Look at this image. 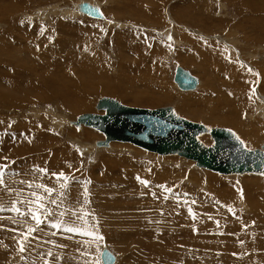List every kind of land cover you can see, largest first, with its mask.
<instances>
[{
  "label": "rangeland",
  "instance_id": "1",
  "mask_svg": "<svg viewBox=\"0 0 264 264\" xmlns=\"http://www.w3.org/2000/svg\"><path fill=\"white\" fill-rule=\"evenodd\" d=\"M81 1L99 6L104 20L78 12ZM263 15L264 0H0V90L7 96L0 100V264H96L102 248L115 264H264V210L254 203L259 198L246 200L245 190L262 194L254 179L264 185V175L223 176L131 144L96 147L103 135L73 123L83 113L102 114L95 110L101 98L170 106L185 120L230 129L247 149H259ZM175 67L197 77L195 91L177 90ZM135 96L145 101L134 103ZM75 99H83L76 109ZM199 140L212 142L207 135ZM124 158L136 166L112 164ZM61 172L64 188L53 175ZM33 193L44 203L39 227L30 218L41 202L33 203ZM81 213L89 214L86 223ZM72 226L103 239L64 230ZM29 227L37 230L21 253L17 241Z\"/></svg>",
  "mask_w": 264,
  "mask_h": 264
},
{
  "label": "water",
  "instance_id": "2",
  "mask_svg": "<svg viewBox=\"0 0 264 264\" xmlns=\"http://www.w3.org/2000/svg\"><path fill=\"white\" fill-rule=\"evenodd\" d=\"M77 10L93 19L102 18L98 9L86 2L80 3ZM172 82L180 92L193 91L198 84L193 75L180 67L173 70ZM95 110L103 114L83 113L73 123L103 135V140L95 143L96 147H107L109 141L123 142L157 155L190 160L198 169L223 176L264 175V142L259 149L248 150L230 129H206L177 116L170 106L133 108L111 98H101ZM198 133L207 135L211 144L203 145L197 139ZM99 260L101 264H113L115 259L103 248Z\"/></svg>",
  "mask_w": 264,
  "mask_h": 264
},
{
  "label": "bare ground",
  "instance_id": "3",
  "mask_svg": "<svg viewBox=\"0 0 264 264\" xmlns=\"http://www.w3.org/2000/svg\"><path fill=\"white\" fill-rule=\"evenodd\" d=\"M83 2H86V3H88L89 5H91V6H93V7H96L97 9H98V11L100 12V14L102 15V17H103V19H101V20H104V15H103V13H102V11H101V9H100V7L99 6H97V5H94V4H92V3H90V1L88 2V1H83ZM3 3V2H2ZM81 3H82V1H81ZM77 4V3H76ZM80 3H78L77 4V6L79 5ZM15 6V5H14ZM2 7V6H1ZM5 6H3V8H4ZM8 9H10V8H8ZM15 9V8H14ZM21 9V8H20ZM3 11L4 10H2V13H3ZM104 11V10H103ZM8 13V12H7ZM9 14V13H8ZM68 14V13H67ZM80 14V13H79ZM107 14V13H106ZM4 15V14H3ZM2 15V16H3ZM66 15V14H65ZM83 15V14H82ZM83 16H85V15H83ZM264 16V15H263ZM86 17H88V16H86ZM46 18V17H45ZM90 18V17H89ZM93 19V18H92ZM96 20H99V19H96ZM169 32V31H168ZM1 36H2V34H0V38H1ZM4 38V37H3ZM3 38H1L2 40H4ZM5 41H6V39H5ZM4 41V42H5ZM3 46H5V45H3ZM21 59V58H20ZM33 67V66H32ZM181 68V67H180ZM26 69V68H25ZM183 69V68H182ZM188 71V70H187ZM14 73V72H13ZM191 73V72H190ZM4 76H5V78L6 79H8V80H11V78L13 77V74H11V76L10 77H8L7 75H6V73L4 74ZM2 81L0 80V84H2L1 83ZM12 82V81H11ZM199 80H198V84H197V86L195 87V89L193 90V91H195L196 89H197V87H198V85H199ZM6 84H7V82H6ZM1 86V85H0ZM6 86V85H5ZM17 86V85H16ZM12 87V86H11ZM200 88V87H199ZM231 88V87H230ZM0 89H1V87H0ZM4 89H2V90H0L1 92H0V100L1 101H7V96L5 95V93H4V91H3ZM15 91V90H14ZM13 91V92H14ZM193 91H187V92H193ZM35 92V91H34ZM36 92H37V90H36ZM13 94V93H12ZM23 94V93H22ZM21 94V95H22ZM48 94V93H47ZM11 95V94H10ZM25 95V94H24ZM16 96V95H15ZM34 96V95H33ZM25 97V96H24ZM48 96H46L45 94H43L41 97H39V98H37L38 100H40V99H44V98H47ZM27 98V97H26ZM28 99V98H27ZM83 99H79L78 101L75 99V105H74V109H76L77 108V103L78 102H81ZM114 100V99H113ZM115 101H117V100H115ZM132 101H134V103L135 102H137V103H139V102H144L145 101V99L143 98V97H140V96H135V97H133L132 98ZM15 102V101H14ZM34 102V101H33ZM77 102V103H76ZM118 102V101H117ZM1 103V102H0ZM19 103H21L20 104V106L23 104L21 101H19L18 102V104ZM118 103H120V102H118ZM25 104V103H24ZM121 104V103H120ZM123 105V104H122ZM83 106H85V105H83ZM125 106V105H124ZM79 107V106H78ZM127 107H129V106H127ZM133 108H135V107H133ZM79 109V108H78ZM81 109V108H80ZM40 112V111H39ZM103 112V111H102ZM33 114V113H32ZM31 114V115H32ZM47 114V113H46ZM50 114V113H49ZM95 114V113H94ZM103 114V113H102ZM34 115V114H33ZM99 115H101V114H99ZM177 115V114H176ZM35 116H37V117H39L38 116V114L37 113H35ZM50 116V115H49ZM178 116V115H177ZM180 117V116H179ZM51 118H52V116H51ZM38 120V119H37ZM52 120V119H51ZM191 122V121H190ZM193 123V122H192ZM78 126H83V125H78ZM83 127H86V126H83ZM86 128H89V127H86ZM81 129V128H80ZM89 129H91V128H89ZM249 129V128H248ZM93 130H95V129H93ZM241 132H243V131H241ZM244 133V132H243ZM30 134V133H29ZM235 134V133H234ZM198 135V137H197V139L199 140V138L201 137V136H203V135H205V134H201V133H198L197 134ZM236 135V134H235ZM237 136V135H236ZM244 136H246V138H248L247 140H249V139H251V137L249 136V135H247V134H245L244 133ZM237 138H238V136H237ZM239 139V138H238ZM7 140V139H6ZM240 140V139H239ZM190 141L193 143V139H190ZM200 141V140H199ZM241 141V140H240ZM252 141H254V140H252ZM97 142V141H96ZM122 143V144H129V143H123V142H115V141H109L108 142V144H110V143ZM242 142V141H241ZM243 144V143H242ZM188 146H190V145H188ZM243 146L245 147V145L243 144ZM90 147H94L93 145L92 146H90ZM102 148V147H101ZM246 148V147H245ZM91 149V148H90ZM104 149V148H103ZM247 149V148H246ZM249 150V149H248ZM22 151V150H21ZM89 151V150H88ZM87 151V152H88ZM145 151V150H144ZM66 153H68V151H65ZM151 153V152H150ZM155 154V153H154ZM8 155V154H7ZM6 155V156H7ZM157 155V154H156ZM159 156H168V155H159ZM66 158H65V160H67V159H69V156L66 154V156H65ZM72 157V156H71ZM75 159V158H74ZM128 160V161H127ZM121 159V161H114V162H112V164H121V168L123 169V170H126L128 167H130V166H127V165H129L130 163L133 165V166H136V163L134 162V161H131V159ZM190 161V160H189ZM65 162V161H64ZM72 162V161H71ZM119 162V163H118ZM63 163V162H62ZM66 163V162H65ZM64 163V164H65ZM32 164V163H31ZM67 164V163H66ZM110 164V163H109ZM123 165H125V166H123ZM29 166V165H28ZM34 167V166H33ZM32 167V168H33ZM41 168V167H40ZM131 168V167H130ZM29 169V168H28ZM96 171V170H95ZM207 171V170H206ZM24 172V171H23ZM213 173V172H212ZM127 177H129V176H127ZM158 178V177H157ZM209 178H210V176H209ZM212 180H211V184L213 185H217L218 183L216 182V178H211ZM99 180V179H98ZM145 180V179H144ZM254 181H255V185H259L261 188H262V194H260V195H255V193L253 192V191H251L250 189L249 190H247V189H245L246 190V193L248 194L247 195V198H246V200H252L253 201V199L254 198H259V200L257 201V202H254L255 204H257V206L256 207H258L259 209L260 208H262L263 210H264V185H263V182H262V179L260 180V179H254ZM54 182V181H53ZM46 183V182H45ZM48 183H49V181H48ZM229 184V183H228ZM232 184V183H231ZM232 185H234V184H232ZM241 186V185H240ZM225 187V186H224ZM228 187H230L229 185H228ZM21 188V187H20ZM19 188V189H20ZM216 188V187H215ZM220 188H221V186H220ZM219 188V189H220ZM231 188H233V186L231 187ZM244 188V187H243ZM95 189V188H94ZM211 189H212V186H211ZM226 189V188H225ZM32 191H34V189L33 190H31V192ZM221 191H223V189L221 190ZM228 191V190H227ZM216 192V191H215ZM243 192V191H242ZM245 192V191H244ZM20 194V193H19ZM224 194V193H223ZM227 194V193H226ZM221 196H223V195H221ZM220 196V197H221ZM238 196V195H237ZM243 196V195H242ZM223 197H226V196H223ZM245 197V196H244ZM136 198V197H135ZM216 198V197H215ZM260 198H261V200H260ZM243 199V198H242ZM25 200V199H24ZM95 200H96V198H95ZM130 200H133V199H130ZM221 200H222V198H221ZM225 200V199H224ZM227 200V199H226ZM96 202V201H95ZM224 202H227V201H224ZM247 203H249V202H247ZM44 204V203H43ZM224 204H226V203H224ZM225 206V205H224ZM227 206V205H226ZM252 206V205H251ZM219 207V206H218ZM253 207V206H252ZM251 207V208H252ZM251 208H249V209H251ZM254 209H255V206L253 207ZM226 210H227V208H225ZM252 210V209H251ZM229 211V210H228ZM258 210L257 209H255L254 210V213H256ZM258 213V212H257ZM260 213V212H259ZM40 215H41V213H40ZM230 217L229 218H231V220H239L240 218L238 217V216H236V215H234V214H232V213H230V214H228ZM259 215V214H258ZM95 216V215H94ZM108 216V215H107ZM120 217V216H119ZM246 217V216H245ZM105 219V218H104ZM225 219V218H224ZM231 220H230V222H231ZM241 220V219H240ZM259 222L263 225V227H264V215L263 216H261L260 218H259ZM80 223H82L81 221H80ZM125 223V222H124ZM83 225H85L84 223H83ZM229 225V223H227V225L226 226H228ZM90 226V225H89ZM98 226V225H97ZM230 226V225H229ZM228 226V227H229ZM114 227V226H113ZM111 229V228H110ZM235 229V228H234ZM251 229V226L250 227H248V229H247V231L248 230H250ZM119 230V229H118ZM263 230V229H262ZM252 231V230H251ZM108 232V231H107ZM227 234V233H226ZM108 235V234H107ZM112 235V234H111ZM237 235V234H236ZM109 236V235H108ZM110 237V236H109ZM112 237H114V236H112ZM110 239H111V237H110ZM255 240V239H254ZM260 241H261V239H259ZM264 240V239H263ZM219 244V243H218ZM263 244V248L261 247V249L263 250L264 249V243H262ZM108 249V248H107ZM109 250V249H108ZM110 251V250H109ZM111 252V251H110ZM112 253V252H111ZM113 254V253H112ZM113 256H115L114 254H113ZM209 256V255H208ZM262 257V256H261ZM251 259V258H250ZM116 260H117V258H116V256H115V261H114V263L113 264H115L116 263Z\"/></svg>",
  "mask_w": 264,
  "mask_h": 264
},
{
  "label": "snow or ice",
  "instance_id": "4",
  "mask_svg": "<svg viewBox=\"0 0 264 264\" xmlns=\"http://www.w3.org/2000/svg\"><path fill=\"white\" fill-rule=\"evenodd\" d=\"M238 139V138H237ZM243 143V142H241ZM6 167V165H0V185H2L4 183L3 181V176H4V171L3 169ZM38 171L40 172H46V170L44 169H39ZM54 176H56L57 180H63L65 181L64 184H61V188H64L66 187V181H67V177L64 175V173H59V174H53ZM142 183H144L145 185L147 184L146 181H141ZM37 188H42L44 192L48 193L49 195L52 194L53 192V189L51 188H47L46 186H43V185H40V184H37L36 185ZM87 193V190L85 189V195ZM33 196H36L35 193H33ZM36 201H41L38 205H37V210L36 211H31L30 212V218L32 220L35 221L37 227H39V225L42 223V220H41V216L40 214H38L40 212V210H42L44 208V204L42 203V198L41 197H38L36 196V200L33 201V203H36ZM52 203H56L55 200L52 201ZM2 207V206H0ZM12 211L14 212H19V209L15 207V205H13ZM23 215V214H22ZM63 215V214H62ZM89 215L88 213H81V214H78V219H80L82 222L86 223V220H85V217ZM52 227H61L60 224H53ZM37 228H31L29 227L27 229V235L25 234H21L22 237H23V240H18L17 243L19 245V252H24L25 251V245L28 243V235H30L32 232L36 231ZM65 231L67 232H76V233H81L83 235H88V236H91L93 240H96V241H99V240H102L103 237L102 236H99L98 234H95L89 230H87L86 228H80V227H76V226H72V227H65L64 228ZM110 259V257H109ZM96 264H99V260L96 261Z\"/></svg>",
  "mask_w": 264,
  "mask_h": 264
}]
</instances>
